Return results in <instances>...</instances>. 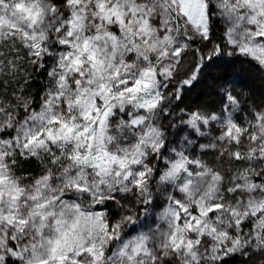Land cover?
Wrapping results in <instances>:
<instances>
[{
    "label": "snow or ice",
    "instance_id": "1",
    "mask_svg": "<svg viewBox=\"0 0 264 264\" xmlns=\"http://www.w3.org/2000/svg\"><path fill=\"white\" fill-rule=\"evenodd\" d=\"M0 264H264V0H0Z\"/></svg>",
    "mask_w": 264,
    "mask_h": 264
}]
</instances>
